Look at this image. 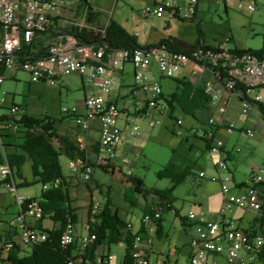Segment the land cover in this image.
<instances>
[{
	"label": "built area",
	"instance_id": "1",
	"mask_svg": "<svg viewBox=\"0 0 264 264\" xmlns=\"http://www.w3.org/2000/svg\"><path fill=\"white\" fill-rule=\"evenodd\" d=\"M231 3L233 0H223ZM73 0H0V136L15 130L22 120L23 110L20 105L8 102L7 93L2 90L6 73L24 72L31 79L39 82L57 83L67 76L78 75L82 78L84 89L88 91L85 97L84 113L78 107L63 109L65 116L72 118L75 125L83 132H89L98 122L100 140L98 150L92 152L93 164L87 160L77 159L71 162V172L83 181H90L93 172L101 167L111 166L116 171L124 173V167L131 168L128 175L134 170L132 161L127 157L128 145L142 136L140 120H151L155 114L164 116L170 107L163 99L164 93L159 82H152L148 70L157 62V68L163 78H176V75L190 64L200 72L198 78H189L192 83L203 84L206 94L212 98V104L221 101L224 92L236 97L241 110L238 118L243 120L251 113L254 106L263 103L264 95V56L250 53L235 54L233 49L219 47L220 53L211 51H196L191 55L169 50L165 47L139 48L133 53L130 50L111 51L107 54L106 48L100 47L97 42L76 43L72 29L83 26L85 23L75 22L79 12L78 5ZM199 0H163L151 8H145L146 16L163 19L167 16L174 18L193 19L197 14ZM248 10L254 12L256 3L250 0ZM75 16V17H74ZM74 17V18H73ZM67 25V26H66ZM49 37L45 39V37ZM64 37V40L62 38ZM44 42V46L40 43ZM44 47V48H43ZM24 48H28L25 51ZM45 55V56H42ZM132 65L135 71L134 88L144 94L153 96L141 104L137 109H124L118 104L107 101L103 96L110 94L115 80V74L122 72L125 65ZM227 79L222 80V75ZM209 79V82H204ZM241 84L243 90H236ZM219 87V88H218ZM258 91L255 98L251 93ZM229 101H224L221 115L227 114ZM7 109V110H6ZM135 111H141L136 115ZM7 119H4L6 118ZM183 123L178 121V125ZM210 130L206 138L211 142L210 151L221 156L216 168L220 174L214 178L222 187L221 193L224 204L220 210V219L207 220L204 216L190 212L187 226L195 231L190 243V254L187 264H217L216 258L226 257L227 264H253L264 253V233L248 231L237 224V220L227 215L234 208L240 210H254L256 215L264 214V192L261 185L264 178L261 173H254L243 185L240 191L235 190L232 173L223 155V142L215 143V133L219 129L234 132L236 127L231 122L223 123L220 119H210ZM155 127L153 121L148 128ZM249 138L257 137L256 131L245 130ZM82 148L84 143L77 140ZM134 162V161H133ZM133 168V169H132ZM3 178L10 175L9 169H2ZM204 177L202 173L199 175ZM60 182L53 186L57 188ZM50 185L44 186V190ZM10 191L17 192L13 184ZM21 212L15 217L11 238L0 242V258L2 247L13 249L15 245L31 246L45 242L48 234L38 224L45 219V210L40 200L35 198H17ZM91 205V222L100 215L103 206L95 203ZM134 229L132 223H128ZM85 234L77 235L76 227H69L63 233L64 247L78 244L76 259L69 260L68 264H111L114 257L109 253L98 254L96 259L84 258L85 250L89 245L90 224L87 222ZM145 242L138 239L134 246L133 255L135 264H175L164 259L158 262L151 260Z\"/></svg>",
	"mask_w": 264,
	"mask_h": 264
},
{
	"label": "rangeland",
	"instance_id": "2",
	"mask_svg": "<svg viewBox=\"0 0 264 264\" xmlns=\"http://www.w3.org/2000/svg\"><path fill=\"white\" fill-rule=\"evenodd\" d=\"M79 1L73 0V5L77 6ZM161 1L163 0H156L157 3ZM249 1L233 0L227 4L223 0H199L196 18L205 34L207 46L211 48L223 46L226 49L236 47L239 50H259L264 47V0H252L256 3L254 12L248 10L247 4ZM90 5L103 14L106 22L109 20L116 22L132 36L140 34L137 41L142 47L156 45L168 36H174L178 40L191 44H194L199 37L196 22L176 18L170 20L167 16L163 19L146 16L144 9L153 7V0H90ZM82 19H84L83 15L78 12L75 22L78 24L85 23ZM229 39L230 42L227 43ZM153 63L154 70L162 81L161 85L166 95L176 91L175 79H181L186 74L190 78L200 76V72L196 70V67L189 63L176 75L175 79L163 78L158 72L157 62L153 61ZM125 72L127 73L126 79L122 82L118 81L115 87H112L110 94H104L103 96L106 99L109 95L110 98H115L116 91L121 83L125 85L132 84V65L128 64L125 67ZM66 82L69 83L70 88L66 86ZM2 90L7 93L10 104H12L14 98V104L23 106L28 115L38 118L49 116L54 120L68 121L71 125L75 122L72 118L65 116L63 109H71L75 106L82 107L84 103V90L81 89V82L77 76H67L57 83L51 81L39 82L31 79L24 72H19V76L15 80L5 79ZM128 91V88L123 90L125 93ZM257 94L258 91H253L251 98H255ZM262 94L264 95V91ZM221 107L220 102L217 101L211 104L209 109L196 113L195 117L188 116L178 110L173 117L170 116V111H167L161 117L155 114L151 117V120L141 119L139 122L142 136L128 145L126 154L132 161L134 168L131 174L141 177L149 188L163 190L172 186L171 180L157 178V173L170 162L179 167H185L186 165L193 167L194 176H191L187 182L177 187L174 192L177 199L174 207L180 212L181 217H188L190 211L198 212L199 209L194 206V203L202 199V196L210 197L218 187L222 189L221 185L214 181V178L219 176L216 164L221 158L220 155L207 149L208 140L206 138V133L211 128L209 121L210 119H217V115H221ZM240 110V104L237 98L233 96L226 117L233 121L236 129L234 132L222 130L215 137L214 144L222 141L225 143V147H239L241 149L236 162L228 164L233 165L235 169L236 182L242 184L247 183V179L252 174L264 171V135L261 134L259 138L251 139L244 131H240L241 129L255 131L259 125L263 124L264 126V122L261 119L262 113L258 107H253L251 113L243 120L238 118ZM179 120L183 123L181 126L178 125ZM150 121L155 123V127L148 128ZM62 128L61 123L58 125V129L61 130ZM92 136L98 138L97 133H92ZM84 147L86 148V146ZM7 151L11 152L12 149H7ZM60 161L73 199L72 205L79 214V221L76 225L77 235L82 236L85 234L91 201L93 200L103 206L107 200L106 192L108 190L111 191L114 203L113 210L118 211L120 217L127 223H132L135 230L140 227L143 217L142 208L140 206L131 207L126 203L123 196V191L128 186L124 175H128L131 168L125 166L123 168L124 173L116 171L114 175L95 168L92 179L83 181L80 177L72 174L71 162L67 157L62 156ZM31 168L32 163L27 159L24 168H22V175L28 184L33 182ZM200 173L204 175L203 178L199 177ZM262 176L264 178V173H262ZM16 182L18 186L16 193L6 190V188L0 189V237L8 224H12L15 214L20 209L17 198H38L44 190L41 184L21 186V179L17 176ZM140 202L143 203L144 199L141 198ZM229 215L233 218L235 215H244L245 219L242 222L237 221V224L242 228H247L256 213L254 210L244 212L234 209ZM177 216L175 211L165 215L166 229H172ZM43 225L49 230L55 228V224L50 217L43 220ZM148 231L150 236L149 245H153L152 249L156 254L154 256L165 254L170 245L166 240H157L154 223H148ZM170 237L174 240L178 239L179 249H182L185 253L184 250L189 243V237H186L184 232L177 229L171 230ZM110 249V254L114 257L111 264H121L125 257V245H113ZM25 250L23 255H28L30 247H26ZM104 252L109 253L108 246L101 247L98 254ZM2 254L6 258H0V264H7L6 259L9 257V252L2 251ZM183 257L184 254L181 258ZM216 263L227 264L226 257L216 258Z\"/></svg>",
	"mask_w": 264,
	"mask_h": 264
},
{
	"label": "trees",
	"instance_id": "3",
	"mask_svg": "<svg viewBox=\"0 0 264 264\" xmlns=\"http://www.w3.org/2000/svg\"><path fill=\"white\" fill-rule=\"evenodd\" d=\"M78 8L79 14L85 15L86 23L83 26L72 29L73 37L71 39L76 43L79 41L85 43L97 42L100 47L106 48L107 54L114 50H130L133 53L139 48H144L138 44L135 36H132L119 24L112 20L106 22L103 14L90 5V0H80ZM177 19L181 20L183 18ZM183 20L197 23L199 37L194 44L178 40L174 36H168L158 44L145 48L165 47L187 55H191L196 51L220 53L219 48H211L206 45L205 34L201 30L196 16L193 19ZM62 40H64V37ZM229 42L230 39L227 43ZM40 46H44V42L40 43ZM24 49L25 51L28 50V48ZM232 51L235 54L250 53L256 56H264V47L259 50H239L235 47ZM0 72L4 73L2 70ZM227 78L226 74L222 75V80ZM175 84L176 91L163 97L170 107L171 117L178 110L188 116L195 117L199 111L210 108L212 97L206 94L202 83L195 84L188 77H184L175 79ZM236 90L246 92V89L241 84H238ZM258 107L264 120V104H259ZM22 110V120L17 128L11 130L8 134L0 136V171L4 168L10 171V175L7 178L1 176L0 189L6 188V190L10 191V187L13 184L18 188L16 176L21 179V186L41 184L44 189V186L50 185L49 189L43 190L41 196L35 199L40 200L46 213L45 218L50 217L55 224V228L51 231L44 230L48 234L45 242L26 246L30 247L28 255H23L26 251L25 246L19 247V245H15L9 253L6 262L7 264H68L69 260L76 259L79 256L77 253L78 244L64 247L63 233L71 226L76 227L79 221V214L72 205L73 199L63 173L60 158L65 156L69 161H75L80 158L93 164L91 155L92 152L98 150V145L82 148L77 140L60 132L58 125L62 121L54 120L49 116L43 118L33 117L25 112L24 107ZM140 112L135 111V114L138 115ZM4 119H7V116ZM210 144L211 142L208 140L207 149L209 151ZM9 148H13V151L8 152L7 149ZM27 159L32 163L33 182L30 184L22 175V168H24ZM99 170L112 175L116 173L115 168L111 166L101 167ZM193 173V167L190 165L179 167L172 164V162L168 163L157 173L158 179L171 180L172 186L163 190L149 188L141 177L125 174V182L128 186L125 187L123 196L126 203L131 207L140 206L142 208L143 217L140 227L138 231L130 229L128 223L120 217L118 211L115 212L113 210L114 203L111 191L108 190L106 192L107 200L103 205L102 212L95 217L96 221L94 222H91L90 219L92 215L90 205L88 215L90 241L85 250L84 258L96 259L99 249L103 246H108L110 250L113 245L124 244L125 257L121 264H135L134 246L138 239L143 242L149 240V222L155 224L156 237L161 239L163 236L164 217L167 213L175 211L183 224L187 221V218L181 217L180 212L174 207V203L177 201L174 192L177 187L187 182L191 176H194ZM57 182H60V184L55 188L53 185ZM261 187L264 192V184ZM141 198L144 199L143 203L140 202ZM15 228L12 225V229ZM248 231L264 233V214L255 216L248 226ZM9 238H11V235L7 239ZM3 249L5 250L4 247H2ZM253 264H264V253Z\"/></svg>",
	"mask_w": 264,
	"mask_h": 264
},
{
	"label": "crops",
	"instance_id": "4",
	"mask_svg": "<svg viewBox=\"0 0 264 264\" xmlns=\"http://www.w3.org/2000/svg\"><path fill=\"white\" fill-rule=\"evenodd\" d=\"M153 1H154V6H155L157 2H156V0H153ZM197 11H198V7H197ZM139 36H140V34H136L135 35L136 38H138ZM48 38H49L48 36L45 37V39H48ZM126 66L127 65H125V67ZM153 66H154V63L152 64V66L148 70V76L150 78V81H152V82H159L160 86L162 87V85H161V82L162 81H161L160 77L157 75V73L154 70V67ZM125 67H124V70L122 72H117L115 74V77H114L115 80H114V83H113V86L114 87H115V85H116V83L118 81H121L122 82L123 80L126 79L127 73L125 72ZM5 75H6L5 79L15 80L19 76V72H16V73H9V72H7ZM73 76L79 77L80 82H81V89L84 90V103H83V106L82 107H78L79 108L78 109L79 112L80 113H84V109H85V97H86V95H88V91L84 89L82 78L80 76H78V75H73ZM73 76H70V77H73ZM188 76L189 75L186 74V75L183 76V78L184 77H188ZM132 79H133V82H132L131 85H125L124 83H121L119 85L118 89L116 88L117 91H116L115 98L112 99V98H110V95H109L106 100L107 101H111L113 103H116L121 108H124V109L126 108L128 110L129 109L130 110L131 109H137V107H139L141 104H143V103L145 104L146 101L153 96V94L152 93L144 94V92H142V91H138L137 89H133L134 88V81H135V71H134V68L133 67H132ZM205 81L206 82H209V79H204V82ZM66 86L68 88H70L68 82H66ZM124 88H128L129 91L126 92V93L123 92ZM162 90H163V87H162ZM163 93H164V95H166V93L164 92V90H163ZM232 98L233 97H231V95L229 93L224 92L223 93V96L221 98V101H220V106H222L223 105V102L226 101V100L230 102V100ZM12 103H14V98L12 99ZM254 107H258V106H254ZM217 118L220 119V120H222L223 123H225V124H229L231 122L233 123V121L230 118H227L226 117V114L225 115H220V116L217 115ZM261 119H262V116H261ZM263 122H264V120H263ZM62 125H63V128L61 130L59 129L62 134H67L68 136H71L72 138H74V140H80V141H82L84 143V145L86 147H88V148L89 147H92L93 145H95L96 143H98V141L100 140L99 127H98L99 124H98V122H96L92 126V129L89 132H86V133H83L75 125V123H73L71 125L70 123H68V121H63L62 122ZM263 127H264L263 124H261V125H259L257 127V130H255L256 133H257V137L256 138H259L261 134L264 135ZM222 130H225V129H219L215 133V137L218 136L219 133ZM242 131L245 132L244 129H241L240 132H242ZM92 133H97L98 134V138H94L92 136ZM9 149H12V151H13V148H9ZM223 152H224L223 155L226 157L227 164L228 163L234 164V162H236V160L238 159L237 157L241 153V149L239 147L232 148V147H225V146H223ZM220 158H221V156H220ZM228 166H229V168L231 167L230 168V171L232 173L233 181H234L235 185L238 187V189H236L235 191L238 192V191H240V189H242V187H243V185H245V183H242V184L237 183L236 180H235V176H234L235 169H234L233 165H229L228 164ZM220 174H218V175H220ZM247 180H249V178ZM218 189H219V187H218ZM218 189H216L217 192L216 191H213V193L211 194L210 197H203L202 196V199L197 200V202L194 203V206H196L199 209L198 212H196V211H190V212L198 213V214L204 216L205 219H207V220H215V221H217L218 219H220V217H221L220 216V210L222 208V204H224V197H223V195H222V193L220 191L221 188L219 189V191H218ZM234 209H237V208H234ZM238 210L239 211H244V212L246 211V210H240V209H238ZM232 211H229L227 213V215L230 216L229 213L232 212ZM20 212H21V208L15 214V216L18 213H20ZM15 216H14V218H15ZM14 218H13V220H14ZM185 218H188V217H185ZM230 218H233V217L230 216ZM233 219L242 222L243 219H245V217H244V215H239V216L238 215H235V217ZM13 220H12V222H13ZM186 222H185V224H183L181 222L180 218L179 217H176L175 218V221L173 222V226H172V229L173 230L174 229H177L180 232H184L185 236L186 237H189V239H190L187 247L184 250L185 253H183V250L182 249H179L178 239L174 240L172 237H170V232H171L172 229H170V230L166 229V227H165V218H164V224H163L164 225V227H163V236H162L161 239H158L157 237L156 238H157V240H166V242L169 243L170 246L168 247L167 252L165 254H161V255H158V256H154L156 254L154 253V251L152 249L153 245H149L147 242H145V244H144L146 246L145 248L148 250L149 256H150L151 260L154 261V263L155 262H158V261H161V260H164V259H168L169 261L175 262V264H187L188 263L189 254H190V248H191L190 247V243H191L192 237H194V235H195V231L192 228H190L189 226H187V223ZM12 225H14V224H11L10 223V224H8V226L6 225L7 227L4 229V231H3V233H2V235L0 237V242L3 239H7L12 234ZM38 227L42 228L43 230H46V229L49 230V228L44 227L43 221L38 224ZM174 227H176V228H174ZM138 229L135 230V228H134L135 231H138ZM245 229H248V227L245 228ZM51 230H49V231H51ZM155 236H156V234H155ZM148 238H150L149 234H148ZM110 251H111V249L109 250V252ZM182 254H184V257L183 258H181Z\"/></svg>",
	"mask_w": 264,
	"mask_h": 264
},
{
	"label": "bare ground",
	"instance_id": "5",
	"mask_svg": "<svg viewBox=\"0 0 264 264\" xmlns=\"http://www.w3.org/2000/svg\"><path fill=\"white\" fill-rule=\"evenodd\" d=\"M11 250H12V249H10V248H5V250L3 249L2 251H6V252H9V253H10Z\"/></svg>",
	"mask_w": 264,
	"mask_h": 264
}]
</instances>
